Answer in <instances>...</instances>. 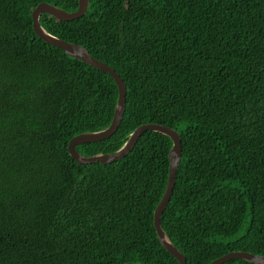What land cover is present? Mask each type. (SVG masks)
<instances>
[{
  "label": "trees",
  "instance_id": "obj_1",
  "mask_svg": "<svg viewBox=\"0 0 264 264\" xmlns=\"http://www.w3.org/2000/svg\"><path fill=\"white\" fill-rule=\"evenodd\" d=\"M41 2L79 6L0 0V264H180L154 225L171 137L147 130L109 163L71 156L72 137L111 124L119 90L36 33ZM40 22L127 85L118 130L76 149L114 152L144 123L174 128L183 151L161 224L187 264L264 255V0H89L78 18Z\"/></svg>",
  "mask_w": 264,
  "mask_h": 264
},
{
  "label": "water",
  "instance_id": "obj_2",
  "mask_svg": "<svg viewBox=\"0 0 264 264\" xmlns=\"http://www.w3.org/2000/svg\"><path fill=\"white\" fill-rule=\"evenodd\" d=\"M88 6H89V0H79V6L77 10L73 12H68L49 2H41L32 12V17L34 20L33 23L34 30L39 36L44 38L47 42L52 43L58 47H61L68 54L75 56L80 60H83L95 66L96 68H99L100 70L109 73L114 78L118 86L119 98L117 101L114 117L111 124L108 127L98 131L83 132L74 136L73 138H71L68 145L69 152L71 156L80 163H96V162L109 163L125 157L134 148L139 138L147 130L161 132L171 137L173 141V145L169 154L170 165H169L168 182L164 194L154 211V225L158 237L162 242V244L166 247V249L177 258L180 264H187L186 256L176 245L173 244V242L171 241L170 237L165 232L161 224V216L165 211L175 188L176 175L182 157L183 145L179 132L174 128L164 124L144 123L139 127H137L130 134L125 144L114 152H110V153L101 152L91 156H86L81 152L77 151L75 148V146L78 144L102 141L109 138L112 134H114L118 130L122 122L126 108V102H127V85L124 82L123 78L120 76V74L113 67H111L106 62L101 61L98 58L94 57L85 46L75 42H69L67 40H64L60 37H57L49 33L42 26L40 22L42 13L51 14L61 20H71L74 18H78L83 14H85V12L88 9ZM233 258H241L258 264H264V255L256 254L244 250L231 251L221 257L214 259L209 264H222L225 261ZM122 264H141V263L126 262Z\"/></svg>",
  "mask_w": 264,
  "mask_h": 264
},
{
  "label": "clouds",
  "instance_id": "obj_3",
  "mask_svg": "<svg viewBox=\"0 0 264 264\" xmlns=\"http://www.w3.org/2000/svg\"><path fill=\"white\" fill-rule=\"evenodd\" d=\"M73 138V137H72ZM84 144V143H83ZM69 145V144H68ZM76 148V147H75ZM69 150V149H68ZM77 150V149H76ZM78 151V150H77ZM70 153V152H69ZM257 254V253H256ZM262 255V254H261ZM255 263V262H254ZM258 264V263H257Z\"/></svg>",
  "mask_w": 264,
  "mask_h": 264
},
{
  "label": "bare ground",
  "instance_id": "obj_4",
  "mask_svg": "<svg viewBox=\"0 0 264 264\" xmlns=\"http://www.w3.org/2000/svg\"><path fill=\"white\" fill-rule=\"evenodd\" d=\"M76 146H77V145H76ZM76 146H75V147H76Z\"/></svg>",
  "mask_w": 264,
  "mask_h": 264
}]
</instances>
